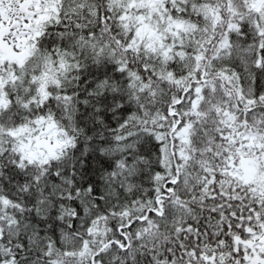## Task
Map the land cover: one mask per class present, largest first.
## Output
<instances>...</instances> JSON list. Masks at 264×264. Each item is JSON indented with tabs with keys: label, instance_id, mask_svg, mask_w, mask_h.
Instances as JSON below:
<instances>
[{
	"label": "snow or ice",
	"instance_id": "obj_1",
	"mask_svg": "<svg viewBox=\"0 0 264 264\" xmlns=\"http://www.w3.org/2000/svg\"><path fill=\"white\" fill-rule=\"evenodd\" d=\"M0 264H264V0H0Z\"/></svg>",
	"mask_w": 264,
	"mask_h": 264
}]
</instances>
